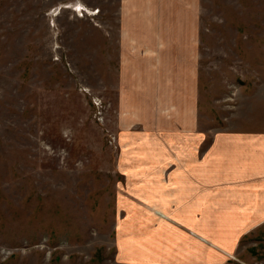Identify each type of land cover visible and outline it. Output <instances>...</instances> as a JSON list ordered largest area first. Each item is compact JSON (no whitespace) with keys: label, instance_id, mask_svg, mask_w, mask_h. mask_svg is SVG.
Here are the masks:
<instances>
[{"label":"rangeland","instance_id":"obj_1","mask_svg":"<svg viewBox=\"0 0 264 264\" xmlns=\"http://www.w3.org/2000/svg\"><path fill=\"white\" fill-rule=\"evenodd\" d=\"M118 6L0 0V264H264V219L234 229L236 215L203 213L188 229L175 195L170 213L143 212L160 195L141 181L161 156L148 141L180 138L142 134L120 115L119 93L140 77L149 92L155 79L141 67L119 78ZM195 29L196 128H235L264 77V0H199Z\"/></svg>","mask_w":264,"mask_h":264},{"label":"crops","instance_id":"obj_2","mask_svg":"<svg viewBox=\"0 0 264 264\" xmlns=\"http://www.w3.org/2000/svg\"><path fill=\"white\" fill-rule=\"evenodd\" d=\"M198 7L199 0H119L117 43L124 64L119 78L125 77L123 71L127 75L128 69L141 67L147 70L144 74L148 80L155 79L149 82L154 83L149 92L138 88L140 81L146 82L140 77L130 95L119 93L125 96L120 115L126 114L127 121L134 117L131 122L140 126L142 134L180 138L148 141L149 153L158 151L161 156L147 161L141 181L146 191L151 189L150 182H158L160 195L157 201L145 202L143 212L150 215L149 211L158 208L170 213L168 196L175 195L173 201L184 205L182 212L189 214L184 220L188 229L194 226L197 214L203 213L236 215L232 222L237 226L230 228L249 229L256 217L257 226L264 219V77L257 84L253 110L234 112L247 120L235 128L210 126L204 133L197 130L199 100L194 79L199 67L195 29ZM184 19L189 20L190 29L174 30L173 21L183 27ZM182 38L187 40L182 42ZM177 75L183 80L177 81ZM255 95L240 97L251 103ZM162 172L169 174L170 185H166Z\"/></svg>","mask_w":264,"mask_h":264}]
</instances>
